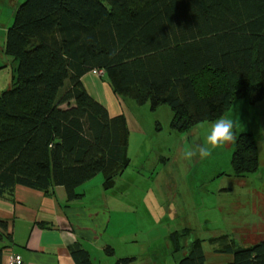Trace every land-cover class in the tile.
Wrapping results in <instances>:
<instances>
[{
    "label": "trees",
    "instance_id": "16d2710c",
    "mask_svg": "<svg viewBox=\"0 0 264 264\" xmlns=\"http://www.w3.org/2000/svg\"><path fill=\"white\" fill-rule=\"evenodd\" d=\"M3 52L12 68L10 87L0 92V198L14 201L22 185L51 197L62 187L73 201L99 173L103 188L113 187L130 161L125 115L111 116L82 77L102 70L116 97L168 105L178 132L217 120L237 99L256 104L264 100V0H24ZM259 164L253 134H238L235 176ZM6 230L0 220V238ZM193 235L188 227L169 233L177 264H208ZM208 241L232 254L225 264H264V233L240 245L227 233ZM6 248L0 245V264ZM68 249L76 264H96L80 243Z\"/></svg>",
    "mask_w": 264,
    "mask_h": 264
},
{
    "label": "rangeland",
    "instance_id": "374dc122",
    "mask_svg": "<svg viewBox=\"0 0 264 264\" xmlns=\"http://www.w3.org/2000/svg\"><path fill=\"white\" fill-rule=\"evenodd\" d=\"M23 1L0 0V66H6L0 68V92L8 89L11 82L12 67L8 62L12 58L3 52L5 31ZM89 77L96 79L92 74ZM116 105L128 117L129 164L116 176L114 186L103 188L101 194L92 180L96 176L103 179V174H97L83 200L89 205L95 199L110 213L102 241L115 244L118 251L123 247L140 253L142 245L162 248L169 242V229L180 230L178 226L187 222L193 236L203 240L207 261L225 264L229 255L213 252L216 245L208 241L210 237L223 231L240 245L242 238H257L264 231V100L250 104L237 99L222 116L234 121L236 136L251 132L256 140L260 164L245 178H238L233 172V142L204 159L199 155L191 160L183 158L186 148L203 143L216 120L178 132L171 128L173 112L166 104L151 109L149 103L124 99ZM88 183L79 189L83 191ZM9 253L5 251L4 264L8 263ZM172 259L167 257L169 264ZM98 260L100 264H116V257L108 254L99 253Z\"/></svg>",
    "mask_w": 264,
    "mask_h": 264
},
{
    "label": "crops",
    "instance_id": "0c3cea01",
    "mask_svg": "<svg viewBox=\"0 0 264 264\" xmlns=\"http://www.w3.org/2000/svg\"><path fill=\"white\" fill-rule=\"evenodd\" d=\"M8 64H11V60ZM91 74L96 79L89 77ZM98 76L89 72L82 77L88 93L104 104L111 116L124 114L127 119L126 113L116 105V102L120 103V100L124 99L116 97L109 84ZM97 178L96 176V179L92 180L98 184L99 194H101L103 179ZM92 180L83 184L86 186L88 183L83 191L80 189L83 196L73 201L66 200L62 187H57L55 196L51 197L39 190L22 185L15 186L14 201L0 198V220L7 222V230L1 231L4 236L0 238V243L7 245L5 251L20 254L24 264H76L69 254L68 247L78 242L90 252L96 264H100L99 253L106 254L104 249L108 246H113V254L110 256H115L116 259L134 257L135 261L131 264H169L168 256L174 258L170 264H177L180 253L172 252L170 241L162 248L153 244L145 247L142 245L140 253L123 247L118 251L115 244L102 241V235L110 221V213L107 207L97 204L95 199L90 200L89 205L83 203ZM195 218L198 219L197 215ZM155 222L158 221L155 220ZM178 227L191 229L187 222L181 223ZM175 230L171 228L169 233ZM7 234L9 236H6ZM213 252L220 253L215 249ZM93 253L96 255L95 258ZM224 254L229 255L224 263L231 262L232 254ZM204 255L208 264H218L208 262L206 253Z\"/></svg>",
    "mask_w": 264,
    "mask_h": 264
},
{
    "label": "clouds",
    "instance_id": "9594fccd",
    "mask_svg": "<svg viewBox=\"0 0 264 264\" xmlns=\"http://www.w3.org/2000/svg\"><path fill=\"white\" fill-rule=\"evenodd\" d=\"M234 121L227 117H220L211 125V129L206 135L202 144L195 148H186L182 156L185 160H191L199 155L201 159L209 157L216 149L223 148L225 145L236 140L233 131Z\"/></svg>",
    "mask_w": 264,
    "mask_h": 264
},
{
    "label": "built area",
    "instance_id": "2783aa9c",
    "mask_svg": "<svg viewBox=\"0 0 264 264\" xmlns=\"http://www.w3.org/2000/svg\"><path fill=\"white\" fill-rule=\"evenodd\" d=\"M94 74L101 76L103 74L102 70H93ZM7 264H23V259L20 254L17 253H9L7 255Z\"/></svg>",
    "mask_w": 264,
    "mask_h": 264
}]
</instances>
